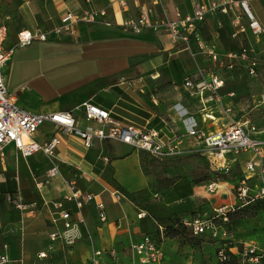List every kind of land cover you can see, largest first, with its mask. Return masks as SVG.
<instances>
[{
  "label": "crops",
  "instance_id": "0c3cea01",
  "mask_svg": "<svg viewBox=\"0 0 264 264\" xmlns=\"http://www.w3.org/2000/svg\"><path fill=\"white\" fill-rule=\"evenodd\" d=\"M198 1L206 0H123V4L119 0H0V24L6 27L4 48L15 42L16 32L20 29L50 32L58 26L65 11L77 15L86 11L93 15L92 21L75 22L71 33L48 34L44 41L36 40L15 48L2 68L5 85L13 92L17 107L31 113L70 110L78 127L88 123L82 117L79 104L89 101L106 109L122 123L152 127L167 135L171 131L183 133L182 119L187 116H192L206 131L214 132L221 124H226L223 122L226 118L214 107L213 113L218 120L202 123L200 104L182 86L183 77L195 72L196 62L203 64L199 56L196 55L195 60L188 50L174 47L160 26L155 30L146 26L136 31L123 24L137 17L142 5L149 9L150 22L159 25L189 14L191 4ZM250 2H255L252 11L264 26V0ZM222 19L225 29H217L212 19H207L200 28L203 37L217 52L226 50L220 42L222 35L230 41L238 37L229 39L226 17ZM242 36L246 40L243 44L248 43L244 33ZM252 44L257 58L264 60V32ZM190 48L196 52L193 42ZM240 71L236 68L225 75L223 85L218 89L222 103L230 105L234 115L237 95L227 82L241 76ZM258 74H264V66ZM90 124L97 125L95 122ZM258 126L264 127V124ZM258 136L264 138V132ZM32 138L39 143L54 138L53 154L36 151L22 157L8 143L0 155V254H6L8 264L40 262L51 254L61 256L67 263L91 264L92 250H101L100 264H135L136 256L129 251V244L144 236L141 234L132 241L138 231V219L144 216L136 217L139 209H134L122 191L135 194L151 190L155 193L163 171L144 166L141 150L129 143L94 139L89 147H85L78 136L48 121L37 127ZM192 144L197 146L186 138L181 148ZM243 154L246 156H238L239 166L249 155ZM51 165L56 166L57 173L38 190L35 181L43 180ZM180 166L186 170V166ZM239 166L232 167L233 183L238 177L235 171ZM177 168L167 165L164 170L170 174ZM70 179L79 190L95 195V200L103 204L105 218L104 221L98 218L94 200L83 203L78 211L82 218L80 238L70 248L66 249L56 241L48 250V234L62 230L61 219L52 202L67 191L65 182ZM190 183L185 171L168 184L165 188V193L170 192L168 206L189 197V190L195 192L194 187L203 190L205 182L197 186ZM221 185L219 189L222 190L218 189L215 194L204 192L212 206L231 201L229 195L224 197L222 194L227 188ZM114 190L120 195L111 193ZM5 193H16L24 202H35L33 211L20 213L4 201ZM155 194L160 195V191ZM64 205L73 209L71 203ZM3 245L5 249H2ZM230 250L238 249L232 245ZM109 251L114 252V257H109ZM40 252H45L46 256L37 258Z\"/></svg>",
  "mask_w": 264,
  "mask_h": 264
},
{
  "label": "built area",
  "instance_id": "2783aa9c",
  "mask_svg": "<svg viewBox=\"0 0 264 264\" xmlns=\"http://www.w3.org/2000/svg\"><path fill=\"white\" fill-rule=\"evenodd\" d=\"M250 0H206L193 2L191 11L184 16H176L157 25L152 24L149 19V9L141 6L135 19H128L123 24L131 30H139L141 27L156 29L162 27L168 35L174 47L188 50L191 57L199 56L203 64L196 61V70L193 74L184 76L182 86L187 90L189 96L197 99L200 104V121L202 123L217 121L218 117L213 113L216 107L219 115L226 118L228 122L220 125L214 132H208L192 116L182 119L183 133L171 131L164 134L155 128L139 127L132 123H122L113 117L109 111L99 106L83 101L79 104L82 117L88 123L78 127L70 110H55L46 113L27 112L15 105L14 94L10 92L4 82L2 68L11 57L17 47L30 44L32 41H44L48 34L61 32H73V24L78 20L92 21L93 15L89 12H82L77 15L71 11H65L60 17L58 26L50 32L38 29H20L16 32L15 42L4 48L2 43L6 36V27L0 24V155L4 145L11 143L22 157H27L36 151H42L52 155L56 140H49L39 143L32 138L37 127L45 122H51L59 126L65 132L78 136L83 146L89 147L92 141L103 139H117L129 143L141 151H145L153 157L163 158L175 156L187 148L193 150L203 157L210 173L223 176L232 174V167L239 166L238 155L248 153V157L242 161L238 171H235L237 178L231 185L233 200L213 206V213L209 217L195 215L184 219L182 224L193 236L210 234L216 236L213 221L215 218H224L228 212H232L253 201L261 202L264 205V138L258 136L264 132V127H259L246 114L234 115L230 105L222 103V97L218 89L223 85L224 76L236 68H240L248 76H257L263 59H258L253 49L252 42H257L264 32V26L257 15L251 10ZM123 4V0H119ZM226 17L229 39H235L238 34L244 33L249 39L246 44H241L237 49H226L217 52L214 46L209 43L201 33V24L207 19L214 20L217 29L224 26L222 17ZM193 42L196 52H192L190 43ZM196 60V59H195ZM232 95V92L228 93ZM256 104L264 103V91L256 97ZM211 105L210 103H213ZM181 112V110H178ZM183 113H181L182 115ZM95 122L97 125H92ZM190 139L192 143L182 150L181 143L184 139ZM57 173L55 165H51L45 172L44 179L35 181L34 186L38 190L43 184H47L50 178ZM255 179V183L253 182ZM67 191L60 198L54 200L53 206L62 222V230L48 234V250L56 241L64 248H70L80 238V224L82 218L78 214L83 203L94 200L97 208V216L104 221L103 204L95 200V195L90 192H83L75 186L74 180L65 182ZM220 186L209 181L203 184V191L207 195L215 194ZM223 192V191H221ZM111 193L120 195L117 190ZM224 197L227 192L222 193ZM229 197V196H228ZM3 199L11 207L20 213L31 212L35 202H24L16 193H5ZM64 203H71L68 208ZM72 213L75 214L72 217ZM145 211L139 209L136 217H142ZM232 246L222 244L217 247L215 258L218 264H264V251L258 249L251 243L242 242L236 251H231ZM5 249V246H2ZM130 252L136 256L135 264H158L162 260V253L158 244L148 235H144L137 242L131 243ZM101 250H92L90 253L91 264H100ZM109 257H114V252H108ZM45 252L37 254V258H44ZM6 254H0V264H8ZM123 264V263H117ZM130 264H134L130 262Z\"/></svg>",
  "mask_w": 264,
  "mask_h": 264
},
{
  "label": "rangeland",
  "instance_id": "374dc122",
  "mask_svg": "<svg viewBox=\"0 0 264 264\" xmlns=\"http://www.w3.org/2000/svg\"><path fill=\"white\" fill-rule=\"evenodd\" d=\"M254 4L255 2L249 1L251 10L255 9ZM220 42L225 49H237L246 40L242 33L233 41L228 40L224 34L221 36ZM261 65L263 67L264 63ZM240 74L241 76L227 82V86L233 88L237 95L238 105L235 115L238 116L240 113L246 112V115L256 125L264 124V109H262L264 105H255L256 97L264 91V74L248 76L242 70ZM260 120L263 121L259 123ZM223 122L227 123V120L225 119ZM193 149L189 147L182 153L165 158L153 157L141 151L142 164L153 167L157 172L163 171V173L158 179V190H155V193L160 191V195L152 193L151 190H145L132 194L128 198L136 211L137 209L145 211L144 217L138 219L136 227L138 231L134 233L132 241L141 234L151 237L158 244L162 253V262L158 264H218L215 253L217 246L222 244L234 245L239 249L241 242H246L264 250V205L261 202L253 201L228 212L224 218H215L213 221L216 230L215 237L206 233L202 237L193 236L182 224L184 219L195 215L203 218L209 217L213 213V206L206 200L201 187H194L195 192L189 190V197L168 206L169 199L167 198L170 192L165 193V188L170 182L185 174V171L192 185L197 186L209 181L217 182L218 185L224 184L229 197L233 200L231 191V185L234 184L233 175L223 176L210 173L201 155ZM244 155L246 156V154L240 153L238 156L241 158ZM180 164L186 166L185 171L182 170ZM167 165L178 168L168 174L164 170ZM177 188L179 187L177 186ZM67 262L61 256L57 257L51 254L47 260L33 261L30 264H71Z\"/></svg>",
  "mask_w": 264,
  "mask_h": 264
},
{
  "label": "trees",
  "instance_id": "16d2710c",
  "mask_svg": "<svg viewBox=\"0 0 264 264\" xmlns=\"http://www.w3.org/2000/svg\"><path fill=\"white\" fill-rule=\"evenodd\" d=\"M223 29H225L224 27H223ZM145 152V151H144ZM147 153V152H146ZM120 191H122V189H120ZM123 192V194L127 197V198H129V196L130 195H132V193H127L126 191H122Z\"/></svg>",
  "mask_w": 264,
  "mask_h": 264
},
{
  "label": "bare ground",
  "instance_id": "6f19581e",
  "mask_svg": "<svg viewBox=\"0 0 264 264\" xmlns=\"http://www.w3.org/2000/svg\"><path fill=\"white\" fill-rule=\"evenodd\" d=\"M219 186H221V185H219Z\"/></svg>",
  "mask_w": 264,
  "mask_h": 264
}]
</instances>
